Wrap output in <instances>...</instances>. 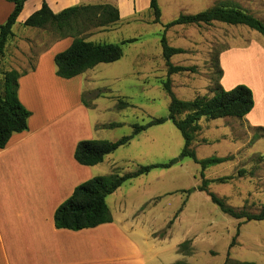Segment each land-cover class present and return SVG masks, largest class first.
Listing matches in <instances>:
<instances>
[{
	"label": "rangeland",
	"instance_id": "1",
	"mask_svg": "<svg viewBox=\"0 0 264 264\" xmlns=\"http://www.w3.org/2000/svg\"><path fill=\"white\" fill-rule=\"evenodd\" d=\"M224 2L236 3L264 21V0H159L160 24L153 23L154 16L148 9L132 21L92 28L85 34L95 38L94 34L105 29L107 34L98 42L101 44L122 45L123 41L137 39L122 45L121 60L101 64L94 71L96 90L89 91L87 99L97 101L98 107L103 108L90 107L93 122L101 123L96 139L115 142L132 135L134 124L143 125L154 118L168 117L170 98L163 87L168 69L160 41L163 26L182 14H197ZM24 29L17 23L14 32ZM29 36L44 37L46 42L59 39L51 28L35 29ZM166 36L170 46L186 51L172 57L171 63L196 69L170 76L172 91L184 101L212 96L211 88L222 85L219 73L222 70L224 75L221 63L224 51L244 48L253 42L264 45V36L257 31L219 22L201 27L175 26L166 31ZM228 62V80L248 79L247 75L236 72L234 58ZM1 69H7L4 62ZM250 72L260 84L257 73ZM2 79L0 72L1 83ZM120 99L129 105L119 109ZM255 115L252 119L202 118V130L193 143L199 159L231 157L204 171L208 180L231 178L226 183L211 182L208 192L224 199L228 206L237 210L244 208L250 213H258L264 206V110ZM112 123L117 125L106 126ZM183 147L181 132L167 121L135 136L108 160H115L117 173L124 176L143 166L170 163L180 155ZM201 172V166L191 158L182 159L168 169L155 168L148 174L127 180L116 195L110 197L109 205L112 206L116 198L124 200L131 209L141 205L142 211L135 216L139 227L146 233L156 230L159 236L162 232L165 235L170 232L169 245L180 243L189 234L190 239L186 240L189 244L179 249L188 254L194 251L192 261L195 264H224L228 255L233 260L264 264V221L246 222L222 212L208 192L197 190L202 184ZM238 231L237 243L230 249Z\"/></svg>",
	"mask_w": 264,
	"mask_h": 264
},
{
	"label": "crops",
	"instance_id": "2",
	"mask_svg": "<svg viewBox=\"0 0 264 264\" xmlns=\"http://www.w3.org/2000/svg\"><path fill=\"white\" fill-rule=\"evenodd\" d=\"M44 2L56 14L73 6L110 4L119 10V24L136 19L150 7V0H28L16 24L25 27V21ZM13 9L12 3L0 0V24ZM34 30L25 27L14 32L4 59L7 70L22 73L19 99L32 115L28 130L14 134L0 149V264H195L194 251H179V246L190 239L189 234L180 243L169 245L170 232L162 237L156 230L146 233L139 227L135 216L141 205L131 209L121 198L109 205L110 197L120 188L106 199L112 223L80 231L55 227L56 210L80 184L100 174L112 175L117 169L115 160H108L113 153L96 166H83L74 157L80 141L102 140L96 139L101 123L93 122L91 108L82 100L85 92L96 90L94 71L99 65L75 78H60L54 58L68 49L73 39L46 42L44 37L29 36ZM106 34L103 29L87 40L98 43ZM232 58L236 72L248 79L228 80V61ZM221 63L224 89L241 83L252 89L255 106L246 116L252 119L264 110V45L253 42L228 49L222 53ZM250 71L257 73L260 84ZM92 106L103 109L97 101Z\"/></svg>",
	"mask_w": 264,
	"mask_h": 264
},
{
	"label": "trees",
	"instance_id": "3",
	"mask_svg": "<svg viewBox=\"0 0 264 264\" xmlns=\"http://www.w3.org/2000/svg\"><path fill=\"white\" fill-rule=\"evenodd\" d=\"M14 5L12 13L6 22L0 24V72L3 73L0 82V149H4L14 134L28 130V121L32 113L21 103L19 99V79L22 73L19 71H2L7 45L14 37L13 27L16 24L24 5L28 0H5ZM150 11L154 16L153 23H161L162 11L159 0H150ZM120 20L117 7L110 4L79 5L69 7L60 13H54L46 2L40 10L34 12L24 23L25 27L35 29L51 28L59 39L70 37L73 39L68 49L56 54L54 61L57 68L56 74L63 79H72L94 69L100 64L117 62L123 57L122 45L134 43L137 39H129L121 44H101L88 41L85 34L92 28H105ZM215 22L232 26H247L264 36V21L254 14L243 9L240 5L232 2H224L215 5L206 11L197 14H182L171 22L165 24L161 35L162 54L167 66V79L163 82L164 90L170 98L169 114L166 118H154L147 124H134L132 135L122 137L118 141L108 140H84L80 141L75 149V160L83 166H96L101 164L106 156L114 153L120 147L127 145L140 133L153 126H159L167 121L181 132L184 139V147L180 155L170 163L143 166L136 172L121 176L117 172L109 176L94 177L80 184L72 196L62 203L54 214V223L57 229L80 231L91 229L103 224L112 223L113 216L107 205V197L119 189L127 180L148 174L155 168H171L182 159L191 158L202 168V184L197 188L201 192H208L211 182L226 183L231 178L221 177L214 180L205 179L204 171L211 166L229 161L231 157H211L199 159L193 148L197 135L201 132V120L233 118L243 119L254 109V94L250 87L239 84L230 90H226L218 84L211 88L212 96H199L190 101L179 99L172 91L170 76L174 74L195 72L194 67L179 66L171 63V58L186 53L182 48L172 47L168 43L166 31L175 26H211ZM57 39V40H59ZM222 79L223 71L219 73ZM91 94V93H90ZM89 91L83 94V103L87 107L92 106L88 101ZM92 101V100H91ZM129 105L120 99L118 108L122 109ZM184 116L183 119H180ZM117 124L106 125L109 128ZM105 126V127H106ZM192 190L189 191L191 193ZM213 203L219 206L222 212L238 220L264 221V206L258 213H250L246 209L237 210L226 204L224 199L219 198L212 192H208ZM173 223V221L171 222ZM171 225V224H170ZM241 225H239L240 228ZM165 232H162V236ZM240 231L234 237L230 249L237 243ZM189 241L179 247L188 245ZM180 251V249H179ZM175 264H187L177 262ZM224 264H256L254 262L237 261L228 255Z\"/></svg>",
	"mask_w": 264,
	"mask_h": 264
}]
</instances>
